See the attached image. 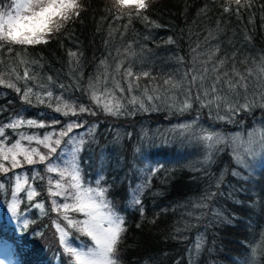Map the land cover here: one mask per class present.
Returning <instances> with one entry per match:
<instances>
[{
	"label": "trees",
	"instance_id": "1",
	"mask_svg": "<svg viewBox=\"0 0 264 264\" xmlns=\"http://www.w3.org/2000/svg\"><path fill=\"white\" fill-rule=\"evenodd\" d=\"M8 2L10 0H5V6ZM83 2L86 10L48 44L28 47L20 57L0 54V59L5 61L0 69L17 66L21 58L35 61L30 71L37 74V80L29 81V86L46 84L51 76L57 85L55 94L63 92L65 100H78L97 111L96 116L80 117L87 123L83 128L75 129L72 135L77 138L83 136L85 140L79 156L85 183L96 186L103 163L105 181L102 186L111 184L107 199L111 201L112 208L125 217L126 232L118 248L120 264H264V242L261 241L264 234V154L250 157L252 167L245 169L235 163L232 151L235 145L231 142L237 136L238 142L246 141L248 132L264 129L261 123L264 121V108L256 107L250 114L241 112L235 123H227L215 119V113L210 118L208 109L199 110L198 105L181 113L170 107V102L157 101V110L114 117L96 108L83 91L90 78L95 82V77L105 71L102 60L106 62L110 78L116 75V63L123 60L125 67L131 64L134 72L147 71L155 77L152 81L141 80L142 85L152 86L169 76L181 79L194 58L197 63L207 59L217 46L220 48L219 56L237 53L238 68L255 67L253 61L259 63L264 57V8L260 7L264 0H256L251 12L245 13L243 19L223 13L219 2L214 3L213 0H155L147 15L159 27L133 18L127 28L124 25L128 17L115 20L106 11L110 0ZM205 5L207 11H202ZM249 16L254 17V23H248ZM169 38L172 43L168 42ZM129 45L131 50L125 53ZM69 51L77 52L78 65L69 56ZM244 60H247V65L239 63ZM17 70L22 74L23 65H19ZM76 79H79V88L58 87L59 84L75 85ZM16 83L23 91L24 82ZM121 83L126 87L123 81ZM108 86L112 87V84L109 82ZM141 92L142 89L134 94L139 96ZM116 96L120 98L118 91ZM130 98L125 93L121 99L129 109ZM177 98L179 102L182 96L177 93ZM0 107L4 108L0 112V123H7L16 113L46 122L60 119L62 124L56 125L57 129L76 119L64 117L35 102L32 105L24 103L19 94L3 85H0ZM180 124H189L192 128L181 131L177 127ZM91 125H96V128L89 134L87 130ZM201 129L218 132L229 141L216 146L218 150H213L210 163L206 162L208 149L198 138ZM51 130L6 129V143L10 146L18 139V132L42 136ZM145 133L147 139H144ZM22 144L29 146L26 140ZM31 147H37L35 141ZM152 168L159 169L154 176L149 172ZM34 169L45 174L42 164L25 165L7 175L0 174V183L6 185V190H0L3 210L10 203L15 175L31 176ZM233 169L241 172V177L231 175ZM47 175L58 178L55 173ZM221 175L223 180L217 188ZM245 176L248 178H242ZM36 185H43V189L37 188L41 195L35 199L43 200L46 208L50 207V201L46 199V182L36 181L33 186ZM138 186H144L140 196L142 205H133L131 193ZM206 192H217V195L206 201L207 208L196 207ZM20 195L26 197L25 193ZM24 208L22 203L23 214L19 217H27L29 226L21 228L18 234L11 230L12 226L7 221L0 220V238L14 241L21 237L17 245L24 264H61L63 249L51 225L56 214L42 216L39 209L24 211ZM3 215L5 218V212ZM225 217L232 219V223H227ZM198 237L203 238V247L197 253L194 245ZM69 238L81 247L83 241L91 246L90 238L76 230L71 231ZM253 248H256L255 257Z\"/></svg>",
	"mask_w": 264,
	"mask_h": 264
},
{
	"label": "snow or ice",
	"instance_id": "2",
	"mask_svg": "<svg viewBox=\"0 0 264 264\" xmlns=\"http://www.w3.org/2000/svg\"><path fill=\"white\" fill-rule=\"evenodd\" d=\"M154 2L155 0H110V7H107L106 11L112 14L115 20L128 17L125 28L132 23L133 18L159 27L147 15ZM213 2H219L223 13L243 19L245 13L251 12L256 0H213ZM260 7L264 8V4ZM85 10L86 4L83 0H10L6 6L5 0H0V54H14L20 57L21 52H26L28 47L48 44L66 30L68 25L79 18ZM202 11H207V5ZM248 23H254V17L249 16ZM245 38L251 40V37ZM168 42L173 41L169 38ZM130 50L131 45L125 49V53ZM195 51L193 49V52ZM219 52L220 48L217 46L207 55V59L197 63L194 58L192 66L181 79L175 80L169 76L163 79L162 83L154 86L142 85L141 80L152 81L156 79L155 77L147 71L134 72L131 64L125 67L123 60L116 63L114 69L116 75L110 78L106 62L102 60L101 65L105 67V71L95 77V82L90 78L87 88L83 91L89 95V99L96 108L114 117L125 114L134 115L137 111L157 110V101H160L170 102L169 106L181 113L198 105L199 110L208 109L210 118L215 113V119L235 123L236 117L241 112L250 114L256 107L264 108V57L260 58L259 63L253 61L255 67L246 66L241 69L237 67L236 52H233L231 56H219ZM69 56L75 59L77 65L79 64L77 52L69 51ZM180 59L183 60L182 57ZM33 63L35 61L29 62L21 58L17 66L9 65L6 69H0V85L13 89L24 103L32 105L35 102L51 108L64 117H76V119L67 121L57 129L56 125L62 124L60 119L53 118L46 122L25 118L16 113L7 123H0V174L7 175L25 165L41 164L44 165L45 173L41 174L40 169H34L31 176L15 175L14 187L10 189L11 200L8 203V211L13 217L22 215L21 204L24 203V211L36 208L40 210L42 216L55 213L56 218L51 219V225L55 229L58 244L63 249L61 264H120L118 248L126 232L125 217L113 210L111 201L107 199L111 184L102 186V182L105 181L103 163L95 181L96 186L91 187L90 184L85 183L79 160L85 140L83 136L77 138L72 135L75 129L83 128L87 123L79 119L80 117L96 116L97 111L78 100H71V102L65 100L63 92L59 95L55 94L54 88L57 85L51 76L47 78L46 84L29 86V81L37 80V74L30 71ZM239 63L247 65V60L239 61ZM3 64L5 61L0 59V65ZM19 65H23L22 74L17 70ZM117 76L120 78L117 79ZM18 81L24 82L23 91L17 86ZM121 81L126 84V87ZM109 82L112 87L108 86ZM73 86L80 87L79 79H76L75 85H58L60 89ZM141 89V95L134 94ZM116 91L120 93V98H117ZM125 93L131 97L128 100L131 109L121 102ZM177 93L182 96L179 102H177ZM104 97H110V99L105 100ZM3 111L4 108L0 107V112ZM261 123L264 124V121ZM22 127L52 130L42 136L18 132L19 138L9 146L6 143L8 140L6 129L16 131ZM177 127L185 131L191 129L192 125L180 124ZM95 128L96 125H91L87 130L88 133L92 134ZM147 138L145 133L144 139ZM198 138L208 149L206 156L208 163L212 161L213 150H218L217 145L229 143L220 133L209 129H201ZM25 140L29 146L22 144ZM238 140V136L231 140L235 145L232 149L233 159L237 165L250 169L252 165L249 158L256 157L258 153L264 154V129H253L248 132L246 141L238 142ZM33 141L37 147H31ZM137 151L139 152V149ZM158 170L152 168L149 172L154 176ZM52 173H55L58 178L47 175ZM231 175L241 177V172L233 169ZM222 180L223 175L217 182V188ZM36 181L46 182V199L50 201V207L46 208L43 200L35 199L41 195L37 188L43 189V185L33 186ZM150 182L149 177L148 183ZM143 187L138 186L132 191L131 204L142 205L140 196L143 194ZM0 190H6L4 183H0ZM21 193H25L26 197H21ZM216 195L217 192H206L196 207L207 208L206 201L215 198ZM140 212L143 215L142 206ZM78 216L83 218L79 219ZM233 219H235L234 216ZM225 220L229 224L232 223V219L225 217ZM23 223L27 228L30 222L25 219ZM72 230L89 237L91 246L87 241L81 242L83 244L81 247L76 241L70 240ZM177 231L180 230L177 229ZM194 246L198 253L203 247V238L198 237ZM252 254L255 257L256 248L252 249ZM0 264H4V261L0 260Z\"/></svg>",
	"mask_w": 264,
	"mask_h": 264
},
{
	"label": "rangeland",
	"instance_id": "3",
	"mask_svg": "<svg viewBox=\"0 0 264 264\" xmlns=\"http://www.w3.org/2000/svg\"><path fill=\"white\" fill-rule=\"evenodd\" d=\"M3 207L4 205H0V220L7 221V223L12 226L11 230H15L19 234L21 228H25L23 223L24 220L27 219L29 221V219L25 216L13 217L12 214L8 211V206L5 208V210H3ZM4 212L5 218L3 215ZM18 242H21V237L14 241L7 238H0V260H3L4 264H24L22 261V252L17 245Z\"/></svg>",
	"mask_w": 264,
	"mask_h": 264
},
{
	"label": "bare ground",
	"instance_id": "4",
	"mask_svg": "<svg viewBox=\"0 0 264 264\" xmlns=\"http://www.w3.org/2000/svg\"><path fill=\"white\" fill-rule=\"evenodd\" d=\"M261 241L264 242V234L261 236Z\"/></svg>",
	"mask_w": 264,
	"mask_h": 264
}]
</instances>
